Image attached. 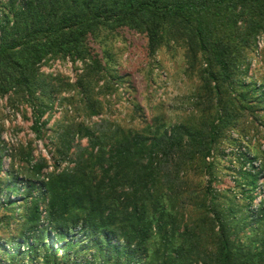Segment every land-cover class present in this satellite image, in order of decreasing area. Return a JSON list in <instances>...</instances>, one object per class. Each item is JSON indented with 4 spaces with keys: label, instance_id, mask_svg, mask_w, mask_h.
<instances>
[{
    "label": "trees",
    "instance_id": "obj_1",
    "mask_svg": "<svg viewBox=\"0 0 264 264\" xmlns=\"http://www.w3.org/2000/svg\"><path fill=\"white\" fill-rule=\"evenodd\" d=\"M122 29L150 57L184 51L190 117L167 126L139 111L125 128L69 115L103 113L98 98L121 78L89 42ZM262 33L264 0H0V100L29 110L51 148L46 160L9 145L0 118V264H264V79L247 77ZM51 59L83 75L41 74ZM224 147L239 195L216 189Z\"/></svg>",
    "mask_w": 264,
    "mask_h": 264
},
{
    "label": "rangeland",
    "instance_id": "obj_2",
    "mask_svg": "<svg viewBox=\"0 0 264 264\" xmlns=\"http://www.w3.org/2000/svg\"><path fill=\"white\" fill-rule=\"evenodd\" d=\"M97 35L95 40L89 42V47L93 54L102 59L112 74L121 79L115 86L116 91H103L98 98L103 106L100 116L85 120L80 111L73 114L71 109L68 111L69 115L87 125L108 120L125 128L136 124L140 112L148 119L157 118L160 124L167 126L190 117L191 98L198 83L194 77L186 74L184 51L181 48L165 47L150 57L147 55L146 41L139 34L122 29L114 32L102 31ZM247 65L248 78L258 83L264 79V33L257 37ZM84 70L85 65L81 62L72 64L68 60L60 59L47 60L40 68L41 74L63 78L69 84H74L83 75ZM103 84L104 82L100 83L99 87H104ZM62 112L63 108L57 101L55 115L49 120L46 128H52L55 121L62 116ZM0 118L4 125L2 138L5 142L16 148H31L35 159L39 156L49 159L50 133H47L44 139L35 138L31 131L29 110L26 120L21 110L18 113L11 111L7 108L6 100H0ZM250 142L249 146H252L254 143L252 140ZM81 145L85 146L86 142L82 141ZM243 151L247 152L249 149L246 147ZM234 158H237L235 148L224 147L222 155H219L216 161V189L221 192L233 190L234 194L239 195L236 186L242 185L243 181L238 178L240 165L236 164Z\"/></svg>",
    "mask_w": 264,
    "mask_h": 264
},
{
    "label": "built area",
    "instance_id": "obj_3",
    "mask_svg": "<svg viewBox=\"0 0 264 264\" xmlns=\"http://www.w3.org/2000/svg\"><path fill=\"white\" fill-rule=\"evenodd\" d=\"M258 45H260V42L258 43Z\"/></svg>",
    "mask_w": 264,
    "mask_h": 264
}]
</instances>
